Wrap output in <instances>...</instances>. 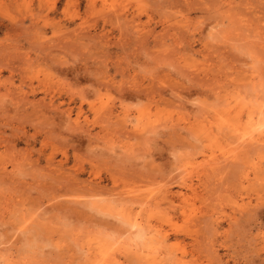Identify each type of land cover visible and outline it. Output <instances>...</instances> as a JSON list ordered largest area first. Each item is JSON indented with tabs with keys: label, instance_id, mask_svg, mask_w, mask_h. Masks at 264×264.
<instances>
[{
	"label": "rangeland",
	"instance_id": "374dc122",
	"mask_svg": "<svg viewBox=\"0 0 264 264\" xmlns=\"http://www.w3.org/2000/svg\"><path fill=\"white\" fill-rule=\"evenodd\" d=\"M253 109L264 0H0V264H264Z\"/></svg>",
	"mask_w": 264,
	"mask_h": 264
},
{
	"label": "bare ground",
	"instance_id": "6f19581e",
	"mask_svg": "<svg viewBox=\"0 0 264 264\" xmlns=\"http://www.w3.org/2000/svg\"><path fill=\"white\" fill-rule=\"evenodd\" d=\"M113 13V12H111ZM123 19V18H122ZM121 20V19H120ZM152 33V32H151ZM147 36V35H146ZM252 36V35H251ZM253 78V77H252ZM254 80V79H252ZM256 103V102H255ZM262 109V108H260ZM257 110L258 109H253L251 112H250V124H246V125H241L240 122H236L235 124L234 123H229L228 121V126H231L233 129V131L235 132H238L239 133V140L241 139V141H246L247 143H254V144H257L258 141L264 139V113L262 114L261 111H259L260 113L259 116H257ZM107 111V110H106ZM264 112V110H263ZM228 115V114H227ZM228 128V127H227ZM241 143V142H240ZM239 143V144H240ZM260 143V142H259ZM244 145V144H243ZM217 162V161H215ZM216 164V163H215ZM218 164V163H217ZM194 167V166H193ZM190 186V185H188ZM193 189V188H192ZM119 216V215H118ZM125 222V221H124ZM130 225V224H128ZM133 226V225H132ZM135 227L139 228L138 231H139V234L143 233V231L141 230V233H140V229L141 228V224L140 223H136L134 224ZM133 226V227H134ZM131 227V226H130ZM137 230V229H136ZM144 234V233H143ZM130 237V236H129ZM140 237V236H139ZM143 238V237H142ZM106 252V251H105ZM108 254V253H107ZM105 257V256H104ZM103 258V257H102ZM107 259V258H106Z\"/></svg>",
	"mask_w": 264,
	"mask_h": 264
}]
</instances>
